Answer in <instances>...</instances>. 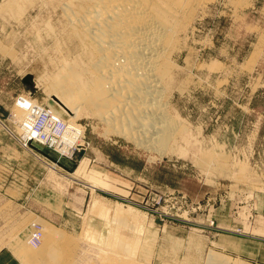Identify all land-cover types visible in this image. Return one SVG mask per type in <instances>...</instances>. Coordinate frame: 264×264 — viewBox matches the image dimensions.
<instances>
[{"label": "rangeland", "instance_id": "obj_1", "mask_svg": "<svg viewBox=\"0 0 264 264\" xmlns=\"http://www.w3.org/2000/svg\"><path fill=\"white\" fill-rule=\"evenodd\" d=\"M6 1L0 250L25 264H115L121 245L140 264H206L211 253L264 264V0L207 1L192 13L174 56L176 138L162 152L112 132L87 107L57 111L29 52L31 37L64 19L43 0ZM44 110L80 129L72 156L23 145Z\"/></svg>", "mask_w": 264, "mask_h": 264}, {"label": "bare ground", "instance_id": "obj_2", "mask_svg": "<svg viewBox=\"0 0 264 264\" xmlns=\"http://www.w3.org/2000/svg\"><path fill=\"white\" fill-rule=\"evenodd\" d=\"M11 1L20 7L19 0L6 1L7 6ZM207 1L215 0H43L49 15L60 11L64 20L55 30L31 37L30 66L37 76H48L60 113L77 116L87 107L112 132L162 152L176 138L171 96L180 67L174 56L182 51L192 13ZM50 32L56 38L49 44ZM55 123L51 119L47 130ZM79 131L66 125V141L78 140ZM117 247L113 263L140 264L123 252L125 245ZM206 264L246 263L211 253Z\"/></svg>", "mask_w": 264, "mask_h": 264}, {"label": "built area", "instance_id": "obj_3", "mask_svg": "<svg viewBox=\"0 0 264 264\" xmlns=\"http://www.w3.org/2000/svg\"><path fill=\"white\" fill-rule=\"evenodd\" d=\"M50 111L44 110L41 113L34 125L33 128L28 132V136L22 140L23 145L31 150L33 153L36 152L37 149H33L31 144L34 148H37V145L42 146L48 150L54 151L61 156H72L76 150L77 141H66L64 137V131L66 124L55 118L50 114ZM51 119H56L55 127L52 130H47V125L50 123ZM36 232L34 237L30 241L33 245L40 244V228H35Z\"/></svg>", "mask_w": 264, "mask_h": 264}, {"label": "crops", "instance_id": "obj_4", "mask_svg": "<svg viewBox=\"0 0 264 264\" xmlns=\"http://www.w3.org/2000/svg\"><path fill=\"white\" fill-rule=\"evenodd\" d=\"M4 249L0 250V264H14L13 260H16L18 264H25L20 259H17L11 249L8 248V252H3Z\"/></svg>", "mask_w": 264, "mask_h": 264}]
</instances>
